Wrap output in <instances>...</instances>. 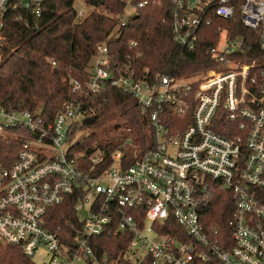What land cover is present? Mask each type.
<instances>
[{"label": "built area", "instance_id": "2783aa9c", "mask_svg": "<svg viewBox=\"0 0 264 264\" xmlns=\"http://www.w3.org/2000/svg\"><path fill=\"white\" fill-rule=\"evenodd\" d=\"M46 1L0 0V45L9 13L40 17ZM123 1L135 10L150 4ZM172 2L184 51H194L216 19L237 13L253 36L218 27L216 67L189 78L139 71L131 56L118 62L111 38L98 46L87 79H71L70 90L83 97L116 88L133 97L154 145L130 163L118 150L102 169L103 150L88 160L75 152L85 117L79 99L53 119L0 104V256L15 247L33 264H264V0ZM220 192L234 203L231 246L207 222ZM72 198L77 216L56 223L50 214Z\"/></svg>", "mask_w": 264, "mask_h": 264}, {"label": "trees", "instance_id": "16d2710c", "mask_svg": "<svg viewBox=\"0 0 264 264\" xmlns=\"http://www.w3.org/2000/svg\"><path fill=\"white\" fill-rule=\"evenodd\" d=\"M77 1L47 0L40 17L23 13L20 14L23 19L16 20L13 13L7 15L4 39L0 45V104L22 105L42 111L47 119H53L63 103L70 99H79L84 116H93L96 120L121 109L118 119L133 135L134 154L125 149L127 138L114 141L110 135H91L74 147L75 152H85V160L103 150L107 158L102 169L110 164V155L115 151H122L127 163L150 151L154 145V134L140 106L131 95L119 89L108 88L100 94L83 97L72 94L71 79H87L100 44L108 43L114 34L116 37L109 41V47L118 62L131 56L139 71L189 78L216 67L210 50L215 45L218 27L233 28L234 37L248 39L253 36L245 29L237 13L231 21L216 19L213 27L205 28L196 49L188 52L174 39L172 18L175 5L172 0H160V3H154L159 0H149L148 6L138 8L135 15L127 20L124 16L128 5L123 0H86L93 11L84 18L77 17ZM141 1L145 0L134 2ZM132 42L137 45L131 47ZM84 126L85 123L82 128ZM0 161H4L2 156ZM75 201V198L69 199L65 206L57 208L50 216L57 219L56 223L63 215L75 218ZM233 211L231 193L226 192L218 193L208 210V225L219 228L223 246L226 239L230 246L233 245L232 230L228 226ZM0 264L33 263L19 248L11 247L0 256Z\"/></svg>", "mask_w": 264, "mask_h": 264}, {"label": "rangeland", "instance_id": "374dc122", "mask_svg": "<svg viewBox=\"0 0 264 264\" xmlns=\"http://www.w3.org/2000/svg\"><path fill=\"white\" fill-rule=\"evenodd\" d=\"M75 7L78 10H83L86 15L93 11V8L87 5L86 0H78L75 4ZM135 13L136 10L133 9L131 6H128L125 12L124 20L133 17ZM115 37L116 35L113 34L110 38L113 39ZM203 73H200L199 75H202ZM120 112L121 109L117 110V112L111 114L110 116L102 120H96L93 116H82L80 118V122L85 123V126L83 128L80 127V130L76 135L75 139L73 140V143L81 141L91 135H110L114 141H120L124 137L128 140L125 141V149L130 153L134 154L136 152L133 147L134 138L133 135H130L126 127L119 121L118 114ZM99 155L101 154L99 153Z\"/></svg>", "mask_w": 264, "mask_h": 264}]
</instances>
